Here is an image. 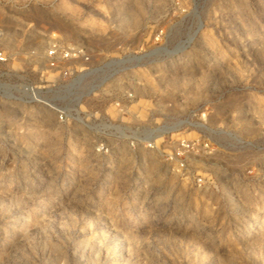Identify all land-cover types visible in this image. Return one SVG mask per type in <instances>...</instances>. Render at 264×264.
Segmentation results:
<instances>
[{
	"label": "rangeland",
	"instance_id": "obj_1",
	"mask_svg": "<svg viewBox=\"0 0 264 264\" xmlns=\"http://www.w3.org/2000/svg\"><path fill=\"white\" fill-rule=\"evenodd\" d=\"M0 264H264V0H0Z\"/></svg>",
	"mask_w": 264,
	"mask_h": 264
},
{
	"label": "built area",
	"instance_id": "obj_2",
	"mask_svg": "<svg viewBox=\"0 0 264 264\" xmlns=\"http://www.w3.org/2000/svg\"><path fill=\"white\" fill-rule=\"evenodd\" d=\"M8 61L7 55L3 52V50L0 48V63H5Z\"/></svg>",
	"mask_w": 264,
	"mask_h": 264
}]
</instances>
